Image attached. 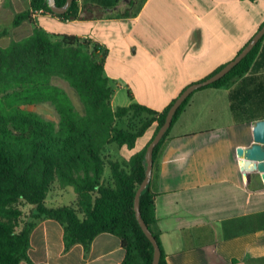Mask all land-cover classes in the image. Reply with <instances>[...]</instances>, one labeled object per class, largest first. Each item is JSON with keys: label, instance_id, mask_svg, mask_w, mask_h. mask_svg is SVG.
I'll return each mask as SVG.
<instances>
[{"label": "crops", "instance_id": "0c3cea01", "mask_svg": "<svg viewBox=\"0 0 264 264\" xmlns=\"http://www.w3.org/2000/svg\"><path fill=\"white\" fill-rule=\"evenodd\" d=\"M76 2V18L39 14L8 28L0 46L27 38L35 27L99 44L107 51L103 68L113 107L135 101L161 111L188 84L231 60L264 22V0ZM29 7L30 0H0V32ZM231 88L192 93L153 168L156 224L167 264H264V227L245 229L247 217L264 212V173L242 168L237 149L253 142V122L234 121ZM154 127L132 147L104 146L101 154L129 164ZM103 181L112 182L107 164ZM56 188L47 199L51 204ZM27 255L19 264H120L125 251L108 232L97 234L88 251L80 243L66 249L62 225L45 218L30 233Z\"/></svg>", "mask_w": 264, "mask_h": 264}, {"label": "trees", "instance_id": "16d2710c", "mask_svg": "<svg viewBox=\"0 0 264 264\" xmlns=\"http://www.w3.org/2000/svg\"><path fill=\"white\" fill-rule=\"evenodd\" d=\"M55 2L60 6L65 0ZM30 8L52 12L45 0H30ZM29 9L16 13L11 26L31 20ZM77 12L73 0L66 12L54 15L74 19ZM7 30L3 28L0 36ZM106 53L90 40L51 34L41 27L23 40L0 46V264L28 260L30 233L45 218L62 225L66 249L80 243L88 251L97 234L108 232L120 238L125 251L120 264H151L153 246L135 216L134 196L144 177L146 147L173 100L161 111L135 101L113 107V88L103 68ZM52 77L64 79L75 89L83 113L51 82ZM231 86L228 99L234 121L264 119V35L224 76L202 88ZM191 96L177 109L171 125ZM47 101L59 115L57 129L53 121L28 109ZM153 124L151 139L129 164L106 160L101 154V148L110 143L132 147ZM169 129L154 147L153 168ZM106 164L111 183L103 181ZM68 185L76 191L75 201L47 202L56 187ZM156 194L151 179L141 193L139 209L159 245V264H167L156 224ZM246 222V231L263 228L264 212L247 217Z\"/></svg>", "mask_w": 264, "mask_h": 264}, {"label": "water", "instance_id": "95a60500", "mask_svg": "<svg viewBox=\"0 0 264 264\" xmlns=\"http://www.w3.org/2000/svg\"><path fill=\"white\" fill-rule=\"evenodd\" d=\"M50 10L54 14H62L66 12L73 2V0H65L64 4L58 6L55 0H45ZM264 35V22L261 26L256 30V32L251 36V38L246 42V44L237 52V54L225 63L219 70L215 73L211 74L210 76L188 84L177 97H175L170 104L164 121L161 126L158 128L150 142L148 143L145 153H144V177L140 184L138 185L135 196H134V211L137 221L150 240L153 246V256L151 264H159V258L161 255V251L159 245L152 235L151 231L148 229L147 225L145 224L144 220L141 217L140 209H139V202L140 196L142 191L145 187L150 183L152 171H153V151L154 147L160 141L162 136L165 132L170 128L172 119L180 107L182 102L191 95L194 91L202 88L205 85L216 81L217 79L224 76L230 69H232L247 53L257 44V42L261 39ZM252 137L253 142L244 148L239 147L237 149V153L240 157H242V168L245 170H257L260 173H264V119L256 120L252 125Z\"/></svg>", "mask_w": 264, "mask_h": 264}, {"label": "rangeland", "instance_id": "374dc122", "mask_svg": "<svg viewBox=\"0 0 264 264\" xmlns=\"http://www.w3.org/2000/svg\"><path fill=\"white\" fill-rule=\"evenodd\" d=\"M6 27L10 28L11 24L10 23L7 24ZM51 82L54 85H57L58 87L62 88L67 93L69 98L71 99L76 110L79 111L80 113H83V111H84L83 104L80 101L79 96H78L77 92L75 91V89L72 88L67 81H65L64 79H62L60 77H52ZM117 103H119V102L116 101L115 104H117ZM28 109L37 112L43 118H46V119L53 121L56 129L58 128L59 115H58L56 108H55L53 103H51L49 101L41 102V103H38L35 105L28 106ZM105 146L111 150H117L119 147L115 143H110V144H107ZM52 195H55V197H56V199L52 201L53 204H69V203L75 201V199H76V191H75L74 187L71 185L66 186V188H60V187L56 188V190L53 192ZM50 202L51 201L49 200L48 203L51 204ZM27 210L28 209L26 208V211Z\"/></svg>", "mask_w": 264, "mask_h": 264}, {"label": "built area", "instance_id": "2783aa9c", "mask_svg": "<svg viewBox=\"0 0 264 264\" xmlns=\"http://www.w3.org/2000/svg\"><path fill=\"white\" fill-rule=\"evenodd\" d=\"M29 12H30L31 18H34V17H36V16H38L39 14H42V13H46V14H49V15H54V13H52V12H50L48 10H43V9H32V8H30Z\"/></svg>", "mask_w": 264, "mask_h": 264}]
</instances>
